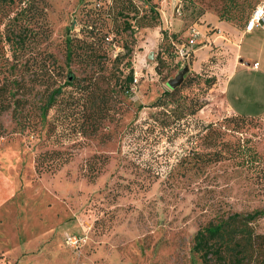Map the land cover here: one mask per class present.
I'll return each mask as SVG.
<instances>
[{
	"label": "rangeland",
	"instance_id": "obj_1",
	"mask_svg": "<svg viewBox=\"0 0 264 264\" xmlns=\"http://www.w3.org/2000/svg\"><path fill=\"white\" fill-rule=\"evenodd\" d=\"M110 1L0 2V83L13 72L12 58H2L10 54L2 36L23 28L29 36L20 53L25 65L14 71L21 84L14 91L19 118L10 109L0 115V264H204L192 249L194 232L219 216L254 210L259 214L249 224L260 248L243 264H264V28L244 32L259 0H185L180 14L179 0H153L161 21L135 33L131 63L137 81L129 95L115 84L112 59L124 49L111 41V32L102 67L64 64V37L81 36L85 9ZM204 13L228 18L227 29H205L215 39L202 65L215 71L219 83L194 117L163 127L172 115L151 104L188 59L179 67L168 59L157 63L161 31H174L171 16L179 19L180 32L203 23ZM194 59L188 60L190 70ZM254 59L263 74L246 68ZM59 85L44 111L41 105ZM227 85L229 95L240 98H232L236 106L253 113L236 111L246 117L221 121L229 114L220 97ZM210 122L227 142L224 157L201 161L199 171L183 168L192 148L212 149L195 137ZM237 142L256 160L230 153ZM70 234L85 241L73 248L66 242Z\"/></svg>",
	"mask_w": 264,
	"mask_h": 264
},
{
	"label": "trees",
	"instance_id": "obj_2",
	"mask_svg": "<svg viewBox=\"0 0 264 264\" xmlns=\"http://www.w3.org/2000/svg\"><path fill=\"white\" fill-rule=\"evenodd\" d=\"M14 1L0 0V2H10L12 4ZM21 1L25 3L26 0ZM179 1L183 10L184 5H187L188 2L185 0ZM23 7L21 6L20 13L24 14L26 8ZM83 15L85 19L81 22V36L66 35L63 39L64 64L76 63L88 69L102 67L100 64L104 62L102 58L105 56L106 51L104 47L105 38L111 32L113 34L111 41L118 43L124 49V52L116 53L112 59L113 63H117L115 84L122 94L129 95L134 79L131 52L136 40L135 33L138 29L160 24V13L157 3L153 0H111L108 4L100 7H87ZM217 17L219 20H228L227 17H221L220 14ZM192 26L194 25L180 32H178L179 30L172 32L169 30L161 31V40L164 43L159 45L161 55L156 60L158 64L159 62L164 63L168 59L172 62V66L179 67L180 64L177 60L176 52L174 50L172 52L173 42L180 41L179 37L185 31L188 32V29ZM28 37L24 28L12 31L11 35L4 34L2 36L10 51L9 55L3 54L2 58L5 56L12 58L11 68L13 72H10V76H6L0 83V115L10 109L14 119L19 118L18 109L20 108V100L15 97L14 91L21 87L14 71L25 65V61L22 62V54L20 53L25 49ZM169 47L171 48L170 50H168ZM192 55L194 56V53H191L188 60ZM201 62L197 70L195 68L193 69L194 71L190 70L191 68L188 69L177 86L163 89L151 104L155 107L164 108V111L172 115L171 119L162 120L163 127L170 125L182 116L194 117L206 104V94L210 92L213 86L219 83L220 77H217L215 71L204 67L202 65L203 62ZM155 68L159 72L158 67L156 66ZM67 78L64 81L65 85H71L74 76L70 79L69 77ZM60 91L61 86L59 85L48 93L45 103L41 105L44 111L54 104L55 96ZM245 117L246 114L243 113H232L223 117L221 121L223 123L236 122V119H244ZM216 124L210 122L201 125L197 135H193V137L195 136L197 139L205 141L212 149L210 151H199L195 149L196 147L192 148L187 153V156L183 158L187 164L183 168H195L199 171L202 169L201 161L214 162L224 157L222 147L227 145V142L223 140L222 133ZM2 133L3 126L0 121V136ZM229 151L230 153L237 152V155L241 156L242 160H256V157L249 151L247 146L239 142L233 147H229ZM207 155L208 157L206 158ZM258 214V210L245 215L235 212L226 217L219 216L215 220H209L194 232L193 251L198 254L204 264L211 263V260L224 264H243L245 260L252 259L255 251L260 248V242H256L255 238L258 237V234H253L249 223Z\"/></svg>",
	"mask_w": 264,
	"mask_h": 264
},
{
	"label": "crops",
	"instance_id": "obj_3",
	"mask_svg": "<svg viewBox=\"0 0 264 264\" xmlns=\"http://www.w3.org/2000/svg\"><path fill=\"white\" fill-rule=\"evenodd\" d=\"M178 20L179 19L177 17H172V16L169 19L171 29H173L174 31H177L179 29V28H177L178 23H179ZM200 20L203 21V23L197 24L194 27L197 28V30L200 32L201 35H203V36L200 37V40H197L196 41L197 43L199 41H201L202 44L201 45H198V46H195V48H194L193 53H194L195 59L193 60V63H192V67L193 68H195V64H199L200 61L203 59L202 58L203 57V54H206L207 53L206 48L211 45V38L215 39L213 33H209L205 29H207L210 26L218 27L220 29L221 28L222 29H225V28L227 29V22L225 20H219L218 17L215 14H212V13H204V14L201 15ZM206 23L209 24V26H207ZM249 32L250 31H247V33H249ZM187 34H188V32L185 31L184 34H183L184 37H186ZM256 60L257 59H254L252 61V62H257V67L256 68L252 67L251 65L250 66L248 65V67H246V68L248 70H252L253 72H255L258 75H261V74H263V70H260L259 69L260 61H258V60L256 61ZM238 66H242V65H238ZM225 88H226V90H225ZM225 88H222V91H223L222 94L223 95L220 94V97H222L223 100L226 102V104H227V110H228V113L229 114L237 113L236 111H239V112H247L249 114H251V113L254 112V111H250L248 109H247L248 111L247 110H242L241 108L237 107L236 104L233 102L232 98L235 97L234 100H239L240 98H237L236 95L234 96V93L233 92H231V95H229V93H230L229 92V85H227V87H225Z\"/></svg>",
	"mask_w": 264,
	"mask_h": 264
},
{
	"label": "built area",
	"instance_id": "obj_4",
	"mask_svg": "<svg viewBox=\"0 0 264 264\" xmlns=\"http://www.w3.org/2000/svg\"><path fill=\"white\" fill-rule=\"evenodd\" d=\"M175 12L180 14L181 12V4L180 1L177 2L175 7ZM264 28V0H259L258 3L253 8L250 16L244 24V32L251 31L254 28ZM199 34V31L194 26L190 27L188 30V34L184 40L174 41V51L177 55V60L179 64L182 66L184 61L189 58L191 53H193L194 48L196 46V38ZM252 67H257V62H254ZM137 81L136 77L133 79V84L131 87V91ZM85 241V237L82 235L70 234L66 238V242L73 248L79 247Z\"/></svg>",
	"mask_w": 264,
	"mask_h": 264
},
{
	"label": "water",
	"instance_id": "obj_5",
	"mask_svg": "<svg viewBox=\"0 0 264 264\" xmlns=\"http://www.w3.org/2000/svg\"><path fill=\"white\" fill-rule=\"evenodd\" d=\"M187 69H188V66L184 65L175 76L169 78L166 81L167 86L169 88H173V87L177 86L181 82V80L183 79V75L187 71Z\"/></svg>",
	"mask_w": 264,
	"mask_h": 264
}]
</instances>
